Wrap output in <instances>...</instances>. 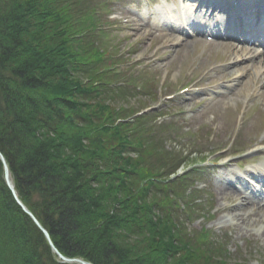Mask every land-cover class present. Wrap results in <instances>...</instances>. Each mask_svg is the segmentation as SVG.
I'll return each instance as SVG.
<instances>
[{
	"label": "trees",
	"instance_id": "16d2710c",
	"mask_svg": "<svg viewBox=\"0 0 264 264\" xmlns=\"http://www.w3.org/2000/svg\"><path fill=\"white\" fill-rule=\"evenodd\" d=\"M92 6L0 0V151L17 196L67 257L223 264V252L204 232L191 239L179 233L175 241L158 213L175 210L176 200L166 197L164 204L154 196L169 195L161 179L178 164L152 137L115 123L119 90L102 87L101 76L84 78L105 44L92 35L103 24ZM3 175L0 161V264H68L52 253Z\"/></svg>",
	"mask_w": 264,
	"mask_h": 264
},
{
	"label": "rangeland",
	"instance_id": "374dc122",
	"mask_svg": "<svg viewBox=\"0 0 264 264\" xmlns=\"http://www.w3.org/2000/svg\"><path fill=\"white\" fill-rule=\"evenodd\" d=\"M134 1L138 3V6L127 8L119 2L113 3L109 1V4L112 6L111 16L116 18L119 23L117 26H113V29H117L116 32L109 31V33L104 32L101 35H103L102 40L105 45L110 47L109 50L113 47V51H120L129 63L134 64L135 68L132 69V72L139 73L140 67L146 65L150 68L149 71L140 74L142 75L141 77L145 78V88L148 92L145 94H137L133 90H130L131 92H121L122 94L117 97V108L130 106V104H133V107H135L132 110L137 111L142 110L144 107H151L154 110L153 112L168 113L173 115L174 119H179V124L175 126L178 129L177 132L173 134L171 130H167L166 138L165 136L163 137L165 140L162 146L165 149L166 155L169 156L168 159H170V155L180 153L189 162L192 160L200 161V158L208 155V153L218 146L228 149L232 142L235 129L239 125L234 145L228 150V153L235 148L241 149L246 147L251 150H248L247 154L242 158L238 156L231 158L229 169L237 170L236 173L239 174L246 169L261 165L264 161V155L256 157L258 153L251 148V145L264 139V96L261 99L255 98L252 101L244 102L242 95L237 99L236 109L233 112L228 109L223 110L227 112L224 114L220 111L221 107L229 104L231 99L224 100L227 97L226 95L211 101L208 99L211 89L208 88L204 91H200L201 88H199L196 95H192L194 92L185 93L184 95L176 97L171 102H164L162 100L164 99V93L162 91H167L165 94L175 93L191 79L192 81L201 80L200 78L205 74H212L213 69H219L217 67L220 61L224 60L223 63L227 61L225 59L227 58L229 48L220 45H205L204 42H181L180 35L169 29L168 24L170 23L176 27L172 23L173 14L169 15L168 10L176 9L178 3H180L178 0ZM193 2L197 1L193 0ZM182 4L186 5L183 1ZM102 11L105 13L108 12L105 8ZM102 18L105 19V16L102 15ZM156 23H162L166 29L164 31H155L153 25ZM214 65H217V67L214 68ZM211 66L213 69L209 70ZM173 71H179L175 79H172L171 74ZM252 75L250 73V76ZM259 76L258 74L257 77ZM201 81L203 82V79ZM261 81H263L262 76L258 78L256 85L251 87V91L255 87L260 88ZM157 84L158 86L156 87ZM260 89L264 92V84ZM189 100H193V102L190 106L191 108L189 107L190 109L187 110L184 104ZM161 101L163 104H160ZM177 104H181L182 108L187 110L184 115L180 116L177 113L175 115L174 111L177 109ZM139 128L142 127H135V134L147 138L143 135L145 132ZM220 162V160L216 161V163ZM183 171L184 169L180 173ZM191 171L203 172L197 173L194 176L193 185L188 187L194 196H184L181 199L182 196L177 190L182 191V187L176 182L171 184L176 189L173 193V198L176 195V204L180 206V200L184 201V206L190 210L187 206L189 204L188 202L195 196H199V193L196 192L195 185L204 184L205 188L200 195L204 204H199L191 209L194 214L191 217L184 213L182 214V218L177 219L175 216L177 215L176 210L169 208V213L166 216L164 211L162 215L158 213V217L161 216L160 218L162 220L168 221L173 234L178 236L175 241L180 240L179 236H181V229L178 222L183 225L186 236L190 231L196 232L199 228L203 227L216 241L222 243L224 240L226 242L225 248L228 247L227 251L229 252L223 258L226 264H264V239L259 231L260 223L262 222L251 227L245 226L243 229L242 226H238L240 223L235 221L231 217V214L235 212L249 214V210L246 207H237L230 214L224 207L231 208L236 203V200L223 199L222 205V201L218 202V198L220 197L216 192L218 187L228 186L230 189L237 187L243 190V186L237 182H233L230 187V183L225 181L223 174H220V172L210 174V171H212L210 167L192 168ZM221 172L225 171L222 170ZM219 176H222V178H218ZM165 182L168 181L165 180ZM172 182L169 179V183ZM253 187L260 188V185L255 182L253 183ZM148 192H151L149 188ZM135 194L138 198L142 196L141 192H136ZM237 196H240L239 193H237ZM154 197L157 202H163L166 197L172 198L170 194L164 197L163 195H155ZM243 202L246 201L244 200ZM223 205L225 206L221 207ZM169 215L172 218L167 220ZM220 218L224 223L221 227H217L220 223ZM235 223L237 224L236 226L234 225ZM210 230L213 233H210Z\"/></svg>",
	"mask_w": 264,
	"mask_h": 264
},
{
	"label": "bare ground",
	"instance_id": "6f19581e",
	"mask_svg": "<svg viewBox=\"0 0 264 264\" xmlns=\"http://www.w3.org/2000/svg\"><path fill=\"white\" fill-rule=\"evenodd\" d=\"M253 1H255V3L251 2V3L246 5L247 6L246 8L237 9V10L233 7V5L230 4V7H231L230 12H231V14H232V12L235 13V15H236L235 17L236 18L240 17L241 15H244V19L247 20V17H245V16H252V14H256V12L264 13V0H253ZM187 2L189 3V5L186 4L187 7L182 6V8H183L182 9L183 10L182 13L185 14V18L188 21V18H187V15H186L187 13H186L185 8L188 9L190 7L191 10L198 16L199 15L200 5L192 3V0H187ZM226 2H228V0H225L224 2L216 1V0H209L208 5H210L211 3H214L216 5H219V7L225 8V5H226L225 3ZM252 7H255V8H252ZM201 16L202 15H200V18H201ZM207 16H210V14H207ZM247 23H248V20H247ZM244 29L245 28H238L236 30V32H238V33L241 32L242 33ZM246 30L247 29H245V31ZM256 54H258V53H256ZM231 55H233L234 58L248 57L249 64L245 65V64L236 63V62L235 63L228 62V66L227 67H220L219 69H213V73L212 74H205L203 76V78H202L203 79V86L205 88L211 89V92L214 93L217 96H225V95H227V97L224 100L231 99V102L229 104L223 105L221 107L220 111L223 114L227 113V112L223 111V110H226V109H228L231 112H233L236 109V106H237V101H238L237 99H239L242 95H243L244 102L252 101L255 98H260L261 99L264 96L263 90L260 89L261 86L264 84V82H260V84H261L260 88L255 87L251 91V87L256 85V82H257L258 78L260 77V76L257 77V75L264 72V56H260L258 58H254V55L251 52H247V51L246 52H242V51H238L237 50L236 52H233V54L229 51L228 55H227V59H229L231 57ZM258 56H259V54H258ZM149 70H150V68L147 65L143 66V67H140V74H143V73H145V72H147ZM102 73H103V71H100L97 74H95V73L90 74V72H89L84 77L85 78L90 77V76L93 77L94 75L99 76ZM178 73H179V71H173V73L171 74L172 75V79H175L178 76ZM250 73L253 74L254 76L253 75L250 76ZM141 76L142 75H139L138 77H135L134 80H136V81L139 80L140 82H142L143 83V89H146L145 88V78H143ZM263 76H264V73H263ZM196 84L197 83H195V85ZM157 86H158V84L156 85V87ZM204 87H201L200 91H204L205 90ZM237 88H239V89L236 91ZM162 92L165 94V92H167V91L164 90ZM189 92H192V90H189ZM169 94L170 93H167L166 95H169ZM196 94L197 93H193L192 95H196ZM181 95H184V93H181L179 96H181ZM192 102H193V100H189V101L185 102L184 105L187 108V110H189L191 108L190 106H191ZM160 104H163V102L161 101ZM112 107L117 111L115 113L119 114V116H117L116 119L122 118L124 114H125V116H128L131 113L132 109L135 108V107H133V104H130V106L129 105L125 106V107L121 106L120 108H117L118 105H116L115 102L112 103ZM176 108L177 109H175V111H174L175 115L177 113L180 116H182V115H184L187 112V110L182 108L181 104H177ZM134 111L138 112L140 110H138V111L134 110ZM145 112L150 113L151 111L147 110ZM160 117L161 116L158 115V114L155 115L156 119H159ZM171 120H172L173 123H176V121L179 120V119H174V117L172 115V119ZM161 126L163 127L165 125L161 124ZM170 126L171 125H168L166 127H170ZM168 130H171V129H168ZM174 131H176V130L174 129ZM251 148H253V150L256 153H258V154H256V157L262 156L264 154V139L255 142L253 145H251ZM243 152H245V151H243ZM228 164H229V161L228 160H224V161H221L220 164L214 165L213 167L215 169H217V168L222 169L223 167L227 166ZM256 167L257 166L252 168L253 171H245V173H248V174L252 175V177H256L257 180L259 182H261L262 185H264V169H263L262 166H260L258 168H256ZM212 171L216 172V170H212ZM224 171L225 172H220V174H223V178L225 179V181L227 183H230V187H231L233 182H237L241 186L244 187V189H243L244 191L246 189L249 190V193L252 196H247V197L243 196L242 194H240V192H242L241 189H237L236 188V190H235L234 188H231L232 189L231 190L228 186L227 187H222V188L218 187L217 190H216V192L220 195V197L218 198V202L222 201L221 202V205H222L223 201H224L223 199H227L228 198V199L236 200V203L231 208H228L227 206L224 207L225 205L221 206V207H224L225 210H228V212L230 214H231V212H234L237 209V207H239V208L246 207L249 210V212H250L249 214H241V213H236L235 212V213L231 214V217L234 218L235 221H238L240 223V224H238V226L239 227L242 226L243 229H244L245 226L251 227V226H254V225L262 222V223H260L261 226L259 228V231L261 233V236L264 239V224H263L264 223V203L261 205L260 203L253 201V198H254L255 195H261L262 193L259 192L258 190L251 189V185L249 184V182L242 176L245 173L238 174V173H235L234 170H230V169H226V170L224 169ZM218 178H222V176H219ZM9 181H10L11 185L14 188V185H13L10 177H9ZM237 193H239L240 196H237ZM261 199H262V197L259 198L258 200H261ZM244 200L246 202H243ZM199 204H202V202L199 201L198 205ZM219 220H220V223H223V221H221V218ZM220 223L217 225V227L220 226ZM45 240H46V242L48 244V241H47L46 238H45ZM73 258H76V259H79V260H83L85 262H88V263L92 264L90 261H88L86 259H83L81 257H73ZM59 261L64 262L61 259H59ZM64 263H66V262H64ZM67 263L68 264H81L78 261L67 262Z\"/></svg>",
	"mask_w": 264,
	"mask_h": 264
},
{
	"label": "water",
	"instance_id": "95a60500",
	"mask_svg": "<svg viewBox=\"0 0 264 264\" xmlns=\"http://www.w3.org/2000/svg\"><path fill=\"white\" fill-rule=\"evenodd\" d=\"M0 160L1 162L3 163V167H4V174H5V179H6V182H7V185L9 186L11 192L13 193L17 203L20 205V207L23 209V211L25 213H27L31 219L34 221V223L38 226V228L42 231V233L44 234L45 238L47 239L48 241V244L51 248V250L60 258L62 259L63 261L65 262H73V261H78L80 262L81 264H90L88 262H85L83 260H79V259H76V258H67L65 256H63L56 248L55 246L53 245L50 237H49V234L47 232V230L45 228H43L41 226V224L38 222V220L35 218V216L23 205V203L18 199V197L16 196L15 194V190L13 188V186L11 185L10 181H9V173H8V167H7V164L5 162V159L3 157V155L1 154L0 152Z\"/></svg>",
	"mask_w": 264,
	"mask_h": 264
}]
</instances>
